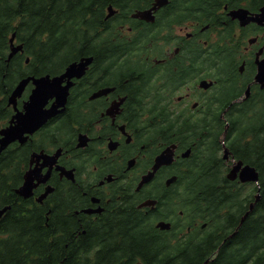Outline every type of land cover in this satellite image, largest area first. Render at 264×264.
Returning a JSON list of instances; mask_svg holds the SVG:
<instances>
[{
    "label": "trees",
    "instance_id": "1",
    "mask_svg": "<svg viewBox=\"0 0 264 264\" xmlns=\"http://www.w3.org/2000/svg\"><path fill=\"white\" fill-rule=\"evenodd\" d=\"M146 1L4 0L0 5V128L12 113L7 95L19 78L56 74L62 62L64 67L67 61L89 54L87 45L96 36L108 5L129 14ZM13 33L23 51L7 60ZM101 54L95 58L102 59ZM26 57H30L27 64ZM249 106L246 104L240 115L229 116L227 138L236 159L258 168V185L237 184L222 175L219 162L223 159L217 156L224 129L220 119L212 117L213 125L207 122L204 127H196V139L190 130L181 133L188 127L178 125L182 142H196V166L183 178L187 180L182 189L190 186L186 193L195 197L202 192L203 183L206 185L196 201V205L206 207L210 225L197 238L202 243L194 242L191 233L177 236L176 227L171 232L155 229L149 215L129 204L111 212L107 220L87 219L79 226L66 198L72 194L74 183L67 181L56 183L52 198H64L65 203L41 206L32 198L18 196L15 189L22 181L31 151L46 146L35 139L21 145L12 143L0 153V209L10 206L0 217V264H203L206 259L207 264H264V111L257 116L245 115ZM162 122L163 127L155 131L162 130L166 137L175 121L164 115ZM63 125L59 118L50 133L57 139L66 136L68 130L60 128ZM41 141L50 143L47 138ZM207 186L212 188L208 193ZM256 191L259 199L238 226ZM174 195H168L164 202L172 203ZM177 198L188 211L189 197ZM172 206L176 212L181 209L179 203Z\"/></svg>",
    "mask_w": 264,
    "mask_h": 264
},
{
    "label": "flooded vegetation",
    "instance_id": "2",
    "mask_svg": "<svg viewBox=\"0 0 264 264\" xmlns=\"http://www.w3.org/2000/svg\"><path fill=\"white\" fill-rule=\"evenodd\" d=\"M159 1L162 5L152 10V21L115 13L104 24L103 18L99 25L111 31L114 45L108 52L113 58L101 54L102 59H93L82 76L70 80L61 118L69 130L66 147L76 153L65 155L63 162L75 169L74 189L66 198L79 226L104 219L120 199L126 207L130 198L134 209L143 214L157 211L158 194L175 187L176 183L165 186V181L171 175L179 177L177 166L186 169L190 158L180 157L183 147L175 152L174 167L160 168L151 182L136 189L163 146L160 142L156 151L158 142L148 138L147 129L156 127V111L190 119L209 110L225 114L235 101L250 100L260 91L254 76L256 59H264V0ZM153 2L147 0L138 9L148 10ZM105 32L98 31L87 45L95 57L105 46L92 43ZM131 49L138 51L140 61L130 59ZM201 80H209L210 85L200 87ZM46 184L37 186L33 200ZM152 197L157 199L156 208L137 207ZM208 223L192 227L194 242H201L197 238L204 235Z\"/></svg>",
    "mask_w": 264,
    "mask_h": 264
},
{
    "label": "water",
    "instance_id": "3",
    "mask_svg": "<svg viewBox=\"0 0 264 264\" xmlns=\"http://www.w3.org/2000/svg\"><path fill=\"white\" fill-rule=\"evenodd\" d=\"M159 4V0H156L152 9H155ZM150 11L151 9L148 11H137L135 15L144 17V15ZM108 14H112V8L110 6ZM20 48L21 46L12 48L9 57H11L12 54L17 52ZM90 61L91 58H86L84 62H73L69 65V67L66 68L65 73L60 76H54L52 78H50L49 75H43L40 77L27 76L17 83L8 99L9 104H12L13 106L14 113L9 119L8 125L0 129V153L12 142L18 141L20 144L24 143L28 136L39 129L48 118L53 117L63 110L68 93V87L71 84L68 83L67 85L62 86L61 82H63L65 77L69 79L74 76H80ZM256 80L260 82L261 87H264V60L258 61V74L256 76ZM29 81L33 82L34 88L31 90L28 99L23 102L22 109H19L17 107V99L22 95V92ZM52 99H54V101L50 106L46 107L48 101ZM59 153V150L53 155L45 154L42 151L39 153H32L31 162H33V160L39 162L40 159L42 162L39 166L36 164L34 168L29 167V169L24 173L23 182L19 188L16 189V192L23 197H29L32 194V189L38 183L44 182L49 174L48 171L44 177H41L39 174L40 169L45 166H49L51 168L53 163L56 161L57 156H59ZM187 154L188 151L184 153V155ZM224 157H227V151H225ZM172 158L173 150L171 147H167L163 152L156 156L152 170L143 175L139 186L142 185V183L148 181L160 165L170 163ZM61 170V174H64L67 178L72 179V172L70 170ZM226 176L231 180L239 176L241 182L258 180V172L256 169L248 164L243 165L242 161L235 162ZM171 180L172 179H169L167 183L171 182ZM44 194H46V192ZM257 198L258 195H256L255 201ZM152 203L153 201L147 200L142 204L147 205ZM253 205L254 202L249 205V209L240 219L239 225L252 210ZM3 210L0 211V215L2 214ZM156 227L161 229H169L170 223L159 221L156 224ZM206 262L204 264H206Z\"/></svg>",
    "mask_w": 264,
    "mask_h": 264
},
{
    "label": "rangeland",
    "instance_id": "4",
    "mask_svg": "<svg viewBox=\"0 0 264 264\" xmlns=\"http://www.w3.org/2000/svg\"><path fill=\"white\" fill-rule=\"evenodd\" d=\"M87 57H92V54H89V55H87ZM263 112V110L262 111H258L257 112V114L259 115L260 113H262ZM228 113H229V111H228ZM257 116V115H256ZM261 116H263V115H261ZM227 118H229V114L227 115ZM256 121V120H255ZM228 122H229V119H227V122L225 123V128H226V132L228 131ZM240 125L241 126H244V124L243 123H240ZM227 135H228V132H227ZM227 135H226V140H225V143L228 145V138H227ZM163 144H166V141L163 143ZM229 146V145H228ZM246 190V189H245ZM245 190H243V191H245Z\"/></svg>",
    "mask_w": 264,
    "mask_h": 264
}]
</instances>
